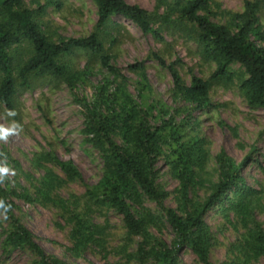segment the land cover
I'll list each match as a JSON object with an SVG mask.
<instances>
[{
  "label": "trees",
  "instance_id": "trees-1",
  "mask_svg": "<svg viewBox=\"0 0 264 264\" xmlns=\"http://www.w3.org/2000/svg\"><path fill=\"white\" fill-rule=\"evenodd\" d=\"M179 1L177 4H181ZM93 2L97 6L98 29L113 16H120L137 24L144 33L162 38L147 11L138 4L126 0ZM45 7L41 6L38 11L44 12ZM209 7L210 0H185L180 6L182 16L198 28L204 58L217 65L208 79L193 75L186 83L174 64L154 53L171 74L175 97L193 104L199 111L210 108L213 81L223 78L230 81L232 74L228 67L236 62L244 67L247 75L240 87L248 103L264 106V28L258 16L260 2L247 0L243 11L231 14L229 23H216L202 13L209 12ZM36 13L37 10L26 6L23 0H0V103L7 110H14V117H17L18 91L28 87L34 75L64 79L83 110L82 133L103 161L102 176L95 185L88 187L86 196L91 204L120 214L128 235L140 238L134 258L140 264H180L179 253L190 248L202 264H214L211 260L214 237L205 215L222 202L225 217L231 219L233 216L244 228L237 254L224 264H245L264 256V228L255 219L262 191L246 182L242 165L221 149L216 155L217 180L207 186L208 193L201 197L195 190L206 182L203 175L211 155L208 139L186 136L181 131L182 124L173 118L156 121L154 104L144 106L137 99L131 90L129 75L113 62L97 30L84 37L53 40L41 29L35 19ZM23 42L29 45L30 52L18 59L12 49ZM80 50L100 55L99 62L107 73L94 86L91 99L79 90L92 76L90 70L73 72L62 61ZM127 70L141 80L139 97L146 89L151 90L144 61L129 64ZM162 159L178 181L175 207L164 206L169 192L158 182ZM37 163L58 166L68 181L83 180L73 160H63L53 152H42ZM45 168L42 182L32 193L36 197L0 184V199L11 206L4 244L11 249L30 250L36 255L35 264H67L62 258L48 254L16 214V198L19 197L28 202L40 199L43 204L55 203L69 212L66 201L54 196L61 184L59 175ZM146 201L156 202L163 208V214L155 215L145 206ZM157 218L172 228V240L153 234L151 228ZM68 222L73 223L71 250L80 256L96 241L97 232L85 213H71Z\"/></svg>",
  "mask_w": 264,
  "mask_h": 264
},
{
  "label": "rangeland",
  "instance_id": "rangeland-1",
  "mask_svg": "<svg viewBox=\"0 0 264 264\" xmlns=\"http://www.w3.org/2000/svg\"><path fill=\"white\" fill-rule=\"evenodd\" d=\"M23 1L26 6L37 10L36 21L53 40L84 37L97 30L113 62L129 75L131 90L137 99L144 106L154 104L156 121L164 117L173 118L182 124L181 131L186 136L208 139L211 155L203 175L206 182L195 190L201 197L208 193L207 186L217 180L216 155L221 149L241 164L246 182L262 191L255 219L264 228V106L248 103L240 87L247 76L244 67L231 63L228 69L232 79L213 81L210 90L212 106L199 111L193 104L175 97L168 68L154 56L157 53L167 63L174 64L186 83L192 80L193 75L208 79L216 69V63L203 56L197 26L180 12L185 0H126L147 11L152 25L161 32V39L144 33L137 24L120 16H113L98 29L97 6L93 0ZM178 1L181 4H177ZM246 1L210 0L209 12L202 13L216 23H229L231 14L243 11ZM258 1V16L264 28V0ZM43 5H46L45 11L40 13L38 9ZM29 52L26 42L12 49V54L18 59ZM99 56L80 50L62 60L73 72L90 70L92 76L79 89L89 99L94 86L107 75ZM140 61L145 62L151 84V90L146 89L141 97L138 96L141 80L137 74L127 70L129 64ZM16 108L17 117L8 116L7 108L0 103V124L10 126L15 121L20 125L17 135L9 137L7 142L0 141V161L6 158L7 166L16 173L4 182L5 185L9 190L32 194L45 176V167H48L61 180L59 188L54 191L55 198L65 200L70 209L67 212L55 203L43 204L40 199L28 202L19 197L16 198V214L21 222L30 228L48 254L62 258L67 264H140L134 258L140 238L128 235L120 214L91 204L86 196L88 187L95 185L102 176L103 161L82 133L84 113L64 79L34 75L28 87L19 89ZM45 151L53 152L63 160H73L83 174V180H66L58 166H39L37 158ZM159 167V185L169 192L164 206L175 207L178 181L165 160L160 161ZM145 206L155 215L163 214V208L156 202L146 201ZM222 207L223 202L205 215L214 237L211 250L214 264H224L233 258L244 235V228L233 216L226 218ZM73 212L85 213L97 232L96 241L80 256L71 250L73 223L68 222V217ZM8 228V220L0 215V264H35L36 255L30 250L11 249L4 244ZM151 229L153 234L168 241L174 236L172 228L158 218ZM178 260L180 264H202L190 248L182 249ZM245 264H264V256Z\"/></svg>",
  "mask_w": 264,
  "mask_h": 264
},
{
  "label": "clouds",
  "instance_id": "clouds-1",
  "mask_svg": "<svg viewBox=\"0 0 264 264\" xmlns=\"http://www.w3.org/2000/svg\"><path fill=\"white\" fill-rule=\"evenodd\" d=\"M8 116H15L16 113L14 110H7ZM20 129V125L13 121L10 126H5L4 124H0V141L7 142L9 137L18 134V130ZM2 155V154H0ZM15 171L7 166L6 158L3 161H0V184H3L6 180L10 179L12 176H15ZM10 205L7 204L4 200L0 199V215H3L6 220L7 213L10 210Z\"/></svg>",
  "mask_w": 264,
  "mask_h": 264
}]
</instances>
